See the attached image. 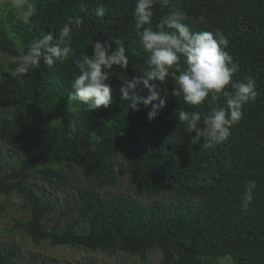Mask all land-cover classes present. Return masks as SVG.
I'll list each match as a JSON object with an SVG mask.
<instances>
[{"label": "trees", "instance_id": "16d2710c", "mask_svg": "<svg viewBox=\"0 0 264 264\" xmlns=\"http://www.w3.org/2000/svg\"><path fill=\"white\" fill-rule=\"evenodd\" d=\"M35 3L29 23L15 7L0 13V199L16 194L30 211L14 227L36 244L125 253L142 264L154 254L157 264H220L226 257L232 264H264V0H172L167 9H153V24L178 8L193 31L221 29L239 64L234 78L256 80L255 101L229 139L214 147H205L203 138L194 144L195 133L187 134L174 115L180 108H209L173 97L171 78L153 81L166 100L155 119H148L150 108L135 111L121 98L122 79L142 77L149 55L134 30L135 0ZM98 7L104 17L96 16ZM69 17L83 19L69 60L13 77V57L42 34L56 35ZM117 39L125 44L129 69L114 70L110 106L92 113L72 98L71 82L82 56L93 54V40L115 47ZM137 94L149 92L141 84ZM13 155L18 163L7 170L3 160ZM123 170L135 196L116 189ZM39 179L62 188L64 199L49 196ZM249 181L257 187L244 209ZM166 193L173 199L163 198ZM17 256L14 245L1 249L0 264H15Z\"/></svg>", "mask_w": 264, "mask_h": 264}, {"label": "clouds", "instance_id": "9594fccd", "mask_svg": "<svg viewBox=\"0 0 264 264\" xmlns=\"http://www.w3.org/2000/svg\"><path fill=\"white\" fill-rule=\"evenodd\" d=\"M172 0H135L134 30L139 37L138 43L148 53L140 78L122 79L121 98L130 101V107L140 111V106L150 108L148 119H155L166 106L160 91L153 81L164 84L171 78L174 81L172 96L182 98L183 102L194 108H203L207 104L209 111H185L178 109L174 115L186 126L192 142L204 139L205 147L225 143L235 125L244 115V108L253 103L257 96L256 80L234 77L239 71V64L227 51L230 40L221 29L215 31H193L186 22L188 16L178 8H172L159 21L153 24V9L169 8ZM12 7L19 9V17L29 23L37 14L34 0H12ZM96 16L104 17L105 10L98 7ZM200 23L204 17L199 18ZM81 17H69L56 35L42 34L31 41L23 54L13 57L14 69L11 75L22 78L41 64L52 67L62 64L74 54L71 46L76 29L82 28ZM93 54H85L78 63L79 72L71 82L72 98L86 106L90 112L101 107L107 108L112 102V90L108 83L117 68L125 72L129 69L130 58L124 42L115 41V47L107 41H92ZM143 85L149 95L137 94ZM223 99L226 107L220 101ZM257 185L255 181L246 183L242 196V207L247 209L253 200Z\"/></svg>", "mask_w": 264, "mask_h": 264}, {"label": "rangeland", "instance_id": "374dc122", "mask_svg": "<svg viewBox=\"0 0 264 264\" xmlns=\"http://www.w3.org/2000/svg\"><path fill=\"white\" fill-rule=\"evenodd\" d=\"M11 5L12 0H0V13L12 8ZM16 9L19 13V9ZM1 59L6 61L8 58L2 55ZM2 153L0 149V156H4ZM3 161L7 170H11L18 163L16 155L4 158ZM35 182L49 196L64 199L65 193L62 188L42 182L40 179ZM116 189L125 194L136 195L131 179L124 170L120 173V181ZM163 198L173 199L168 193L163 195ZM29 212L28 206L16 194L0 199V250L11 245L16 246L18 256L15 264H40L41 262L49 264H142L140 259L125 253L111 255L101 251H90L83 247L54 246L48 241L36 244L23 230L14 227L17 221H25L29 217ZM158 260L159 255L154 254L150 256L149 264H157ZM220 264H232V261L230 257H226L220 261Z\"/></svg>", "mask_w": 264, "mask_h": 264}]
</instances>
